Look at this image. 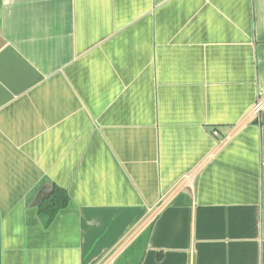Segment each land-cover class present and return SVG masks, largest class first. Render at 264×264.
<instances>
[{"label": "crops", "instance_id": "0c3cea01", "mask_svg": "<svg viewBox=\"0 0 264 264\" xmlns=\"http://www.w3.org/2000/svg\"><path fill=\"white\" fill-rule=\"evenodd\" d=\"M258 101L264 0H0V264H264Z\"/></svg>", "mask_w": 264, "mask_h": 264}, {"label": "trees", "instance_id": "16d2710c", "mask_svg": "<svg viewBox=\"0 0 264 264\" xmlns=\"http://www.w3.org/2000/svg\"><path fill=\"white\" fill-rule=\"evenodd\" d=\"M68 203V197L64 190L55 188L54 193L40 205V213L47 215L52 220L57 212Z\"/></svg>", "mask_w": 264, "mask_h": 264}, {"label": "built area", "instance_id": "2783aa9c", "mask_svg": "<svg viewBox=\"0 0 264 264\" xmlns=\"http://www.w3.org/2000/svg\"><path fill=\"white\" fill-rule=\"evenodd\" d=\"M263 104H264L263 101H258V103L254 107V112L258 113L263 107ZM217 134H218L217 132H214V135H217Z\"/></svg>", "mask_w": 264, "mask_h": 264}]
</instances>
